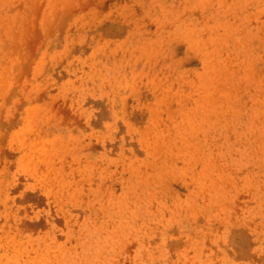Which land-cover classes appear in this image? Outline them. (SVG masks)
<instances>
[{
	"label": "rangeland",
	"instance_id": "rangeland-1",
	"mask_svg": "<svg viewBox=\"0 0 264 264\" xmlns=\"http://www.w3.org/2000/svg\"><path fill=\"white\" fill-rule=\"evenodd\" d=\"M0 264H264V0H0Z\"/></svg>",
	"mask_w": 264,
	"mask_h": 264
},
{
	"label": "bare ground",
	"instance_id": "bare-ground-1",
	"mask_svg": "<svg viewBox=\"0 0 264 264\" xmlns=\"http://www.w3.org/2000/svg\"><path fill=\"white\" fill-rule=\"evenodd\" d=\"M163 148V147H162ZM55 159V158H54ZM56 171V170H55ZM205 171V170H204ZM51 174V173H50ZM52 180V179H51ZM202 182V181H201ZM53 183V182H52ZM131 234V233H130Z\"/></svg>",
	"mask_w": 264,
	"mask_h": 264
}]
</instances>
